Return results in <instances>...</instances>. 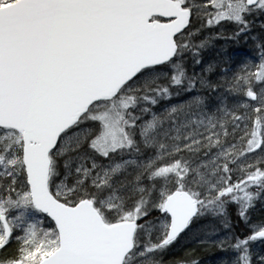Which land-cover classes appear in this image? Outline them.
I'll return each instance as SVG.
<instances>
[{
  "label": "snow or ice",
  "instance_id": "snow-or-ice-1",
  "mask_svg": "<svg viewBox=\"0 0 264 264\" xmlns=\"http://www.w3.org/2000/svg\"><path fill=\"white\" fill-rule=\"evenodd\" d=\"M0 264H264V0H0Z\"/></svg>",
  "mask_w": 264,
  "mask_h": 264
}]
</instances>
